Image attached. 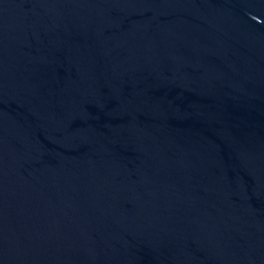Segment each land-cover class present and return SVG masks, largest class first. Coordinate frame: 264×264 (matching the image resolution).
I'll return each instance as SVG.
<instances>
[{
  "label": "water",
  "instance_id": "water-1",
  "mask_svg": "<svg viewBox=\"0 0 264 264\" xmlns=\"http://www.w3.org/2000/svg\"><path fill=\"white\" fill-rule=\"evenodd\" d=\"M0 264H264V0H0Z\"/></svg>",
  "mask_w": 264,
  "mask_h": 264
}]
</instances>
